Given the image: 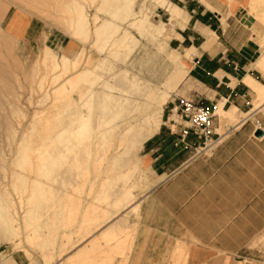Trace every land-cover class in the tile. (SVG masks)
I'll use <instances>...</instances> for the list:
<instances>
[{"label":"rangeland","instance_id":"obj_1","mask_svg":"<svg viewBox=\"0 0 264 264\" xmlns=\"http://www.w3.org/2000/svg\"><path fill=\"white\" fill-rule=\"evenodd\" d=\"M0 6V264H18L14 256L21 264H69L84 246L92 264L112 255V264H128V254L108 255L110 245L102 247V215L115 208L101 196H114L126 183L139 202L149 187L137 157L141 145L131 143L143 133L146 140L171 101L185 95L188 66L171 46L184 11L169 0H0ZM78 6L89 20L86 31L75 22ZM247 13L255 31L259 25L264 31V0H250ZM146 17L163 31L150 29ZM103 21L112 29L97 33ZM113 28L119 30L110 34ZM181 68L186 74L175 87ZM129 127L136 135H125ZM128 169L131 179L123 180ZM119 173L123 181L115 180ZM109 177L114 184L103 183ZM130 219L138 221L135 214Z\"/></svg>","mask_w":264,"mask_h":264},{"label":"crops","instance_id":"obj_2","mask_svg":"<svg viewBox=\"0 0 264 264\" xmlns=\"http://www.w3.org/2000/svg\"><path fill=\"white\" fill-rule=\"evenodd\" d=\"M169 1L184 11L171 46L185 95L139 148L149 187L128 264H264V31L250 0ZM180 96L216 107L210 137L183 133Z\"/></svg>","mask_w":264,"mask_h":264},{"label":"bare ground","instance_id":"obj_3","mask_svg":"<svg viewBox=\"0 0 264 264\" xmlns=\"http://www.w3.org/2000/svg\"><path fill=\"white\" fill-rule=\"evenodd\" d=\"M165 1H167V0H165ZM19 6V5H18ZM171 6V5H170ZM0 8H1V6H0ZM173 8H175V7H173ZM175 10V9H174ZM173 11V10H172ZM176 11V10H175ZM117 10H114V11H112V15L114 16V15H116L117 14ZM174 12V11H173ZM135 15L137 14V12H135L134 13ZM145 16V15H144ZM147 18V17H146ZM145 20V19H144ZM147 20H148V18L145 20L146 22H147ZM96 21H98V18H96ZM75 22H76V24H77V26L81 29V30H83V31H86V29H87V27H88V25H89V20H88V18H87V15L84 13V10H83V7L82 6H78L77 7V12H76V17H75ZM149 22V21H148ZM148 22H147V24H148ZM132 23H133V21H132ZM149 24H150V26H151V28L150 29H153V30H156L158 33L160 32L161 33V30H162V28H164V26L163 25H156V24H154V23H150L149 22ZM148 24V25H149ZM96 32L97 33H100V32H102L101 30L102 29H104V31H110L111 29H112V27H111V22H109V21H103V22H100V23H98L97 24V26H96ZM8 30H10V29H8ZM118 30H119V28H113V30H112V32L110 33V34H113L114 32H118ZM163 31V30H162ZM124 33H126V31L124 32ZM1 39V38H0ZM13 46V45H12ZM13 51V50H12ZM2 56V55H1ZM47 60V59H46ZM67 62H68V59L67 58H63V63H64V66H67L66 64H67ZM54 66H56V65H54ZM59 66V65H58ZM57 67V66H56ZM55 68V67H54ZM182 74V73H181ZM58 76H61V75H58ZM180 78V77H179ZM178 78V79H179ZM177 80V79H176ZM69 81V80H68ZM175 81V80H174ZM174 86V85H173ZM259 90H260V92H262L261 94H263L264 93V91H263V89H262V86H261V88H259ZM221 113V112H220ZM151 116H153V115H151ZM147 119V118H146ZM134 128V127H133ZM140 129V128H139ZM142 129V128H141ZM125 133V135L126 136H130V134H131V136H134V135H136L135 133L136 132H133V129L132 128H130L129 127V130H128V132L126 133V132H124ZM123 133V134H124ZM140 134H142V133H140ZM140 134H138V136H136V137H139V135ZM145 134L146 133H143L141 136H140V138L138 139V141L137 140H134V142H132L131 143V145L132 144H134L135 143V141L137 142L136 143V145L135 146H137V148L135 147V149H138V147L141 145V143H143V140H145L144 138H145ZM125 135H124V137H125ZM127 138V137H126ZM125 139V138H124ZM128 139V138H127ZM134 139V138H133ZM123 140V139H122ZM131 141V140H130ZM121 142V141H120ZM134 147V146H133ZM21 148H23V147H21ZM38 148V147H37ZM140 148V147H139ZM25 149V148H24ZM31 149V148H30ZM19 150V149H18ZM27 150H29V149H27ZM34 150H36V149H34ZM40 150V149H39ZM32 151H33V149H32ZM30 152V151H29ZM122 153V152H121ZM125 153L127 154V152L125 151ZM125 153H123L124 155L123 156H121V158L122 157H124L125 156ZM29 155V154H28ZM130 155V154H129ZM33 156V155H32ZM118 156V155H117ZM127 156V155H126ZM130 157H131V155H130ZM129 157V158H130ZM30 158V157H29ZM116 158L117 157H115L114 158V160H116ZM125 158V157H124ZM128 157H127V159H129ZM123 159V158H122ZM113 160V162L115 163V161ZM118 160V159H117ZM116 160V161H117ZM122 161V160H121ZM118 162V161H117ZM120 162V161H119ZM118 162V164L120 165V163ZM112 165H114V166H116L117 165V163L116 164H112ZM39 166V165H38ZM37 166V167H38ZM113 166V167H114ZM119 167V166H118ZM42 168V167H41ZM116 168V167H115ZM29 169V168H28ZM130 169V168H129ZM129 169H128V171H129ZM35 170H37V168L35 169ZM43 170V169H42ZM133 169H131L130 171H129V173L128 172H126V173H128V175L125 173V171H127V170H125V171H123L125 174H124V177L122 178L121 177V174L119 173V174H116V175H114L115 176V178L113 177V178H107V179H104V184L105 183H112V179H115L116 181H119L118 179H119V177H120V180L121 181H123L124 180V178H130L131 179V177H129L130 176V173H131V171H132ZM110 171V170H109ZM32 172V171H31ZM33 173V172H32ZM122 173V172H121ZM132 173H133V171H132ZM26 174V173H25ZM32 175V174H31ZM126 175V176H125ZM131 176H133V174H131ZM117 177H118V179H117ZM123 180H122V179ZM35 180V179H34ZM112 180V181H111ZM126 180V179H125ZM128 181V183H129V180H127ZM115 182V181H114ZM114 182L112 183V184H114ZM103 184V186H105ZM118 185V184H117ZM102 186V185H101ZM123 186V185H122ZM127 185H126V183H125V185L123 186V187H121L120 188V190H118V192L117 193H115L114 194V196H111L112 194H109V193H103V196H101L100 198H101V201H103V202H108V204H110V205H108L109 207L112 205L114 208H115V210H110L108 207V211H107V208L104 210V212H105V214H103L102 215V213H104V212H102V213H100L102 216H104V221H101V222H105L106 224H105V226L103 225V223H102V226H104L103 228H98V226H97V228L98 229H100V231H101V233L99 234V235H101V237L104 239L103 240V243H102V245L104 244V246H102V247H105V245L106 244H108V245H110V247H111V249H110V251L107 249L108 248V246H106L107 248H106V250L107 251H105V254H106V252H107V254L109 253L110 255L111 254H122V255H124V254H129V252H130V249H131V246H132V242H133V240H134V234L136 233L135 231H134V229H135V225H137V222L136 221H131V219H130V215H132V214H135V215H137V217H138V214H140L139 213V209H140V201L139 202H134V199H135V194H134V192H133V188H132V186H131V188H129V187H126ZM107 187V186H106ZM105 187V188H106ZM112 187H113V185H112ZM109 188H111V187H109ZM109 188H108V190H109ZM104 188H101V190H103ZM112 189H115V187H113ZM106 190H107V188H106ZM106 190H105V192H106ZM107 190V191H108ZM111 192L113 191V190H110ZM103 192V191H102ZM102 192L100 193V194H102ZM114 193V192H113ZM111 197H113V198H111ZM97 198V197H96ZM95 198V199H96ZM97 200H98V198H97ZM95 202V201H94ZM105 202V203H106ZM14 203V202H13ZM96 204V203H95ZM99 204V203H98ZM91 206V205H90ZM93 206V205H92ZM91 206V207H92ZM99 206V205H98ZM112 208V207H111ZM102 210V209H101ZM109 210L111 211V213H108L109 212ZM103 211V210H102ZM86 214V213H85ZM86 216V215H85ZM88 216V215H87ZM86 216V217H87ZM99 217H101L100 215H98ZM93 218H97V216L96 217H94L93 216ZM93 218H90V219H92L91 221H93V220H95V219H93ZM13 219V218H12ZM84 219V218H83ZM89 219V218H88ZM89 219V220H90ZM98 219V218H97ZM96 219V220H97ZM100 219V218H99ZM139 219V218H138ZM86 220V219H85ZM89 220H87V221H89ZM95 220V221H96ZM102 220H103V217H102ZM94 222V221H93ZM101 222H98V223H95V224H99V223H101ZM85 223V222H84ZM83 224V223H82ZM94 224V225H95ZM86 225V224H85ZM88 225H91V224H89L88 223ZM93 225V224H92ZM91 225V226H92ZM100 225V224H99ZM90 226V227H91ZM96 226V225H95ZM86 227V226H85ZM90 227H87L88 229H90V230H92V228H90ZM81 228V227H80ZM79 228V229H80ZM86 228V229H87ZM95 230V229H94ZM94 230H92L91 232H92V235H93V231ZM85 231H87V230H85ZM85 231H83V232H85ZM88 232V233H87ZM87 232H85V233H87V235L88 234H90L91 232L88 230ZM90 232V233H89ZM19 233V232H18ZM75 235V234H74ZM77 235V234H76ZM79 235V234H78ZM85 235V234H84ZM83 235V236H84ZM98 235V236H99ZM16 236V235H15ZM81 236V235H80ZM90 236V235H89ZM89 236H86V237H88L89 238ZM76 237V236H75ZM95 236L93 235L92 236V238H94ZM83 238H85V237H82L81 238V240L79 241V242H81L82 240H83ZM99 238H100V236H99ZM99 238H96V239H99ZM87 239V238H86ZM74 240V239H73ZM91 240V239H90ZM89 240V241H90ZM95 240V239H94ZM71 242H72V240H70ZM84 241H87V240H84ZM116 242V244L115 245H113V243L112 242ZM70 242V243H71ZM79 242H76V243H74L75 245L76 244H78ZM83 242V241H82ZM81 242V243H82ZM91 242V241H90ZM92 242H93V240H92ZM97 242H98V240H97ZM96 242V240H95V243H97ZM114 242V243H115ZM69 243V244H70ZM98 243H101V241H99ZM97 243V244H98ZM89 244V243H88ZM93 244V243H92ZM72 245V244H71ZM91 245V244H90ZM100 245V244H99ZM96 246H98V245H96ZM95 246V247H96ZM100 246V247H101ZM74 247V246H73ZM92 247V246H91ZM71 247H69V249H70ZM88 248H89V246H88ZM99 248V247H98ZM72 249V248H71ZM86 249H87V247H81L77 252H74L73 254H70L69 255V257H68V259H69V264H76V262L78 261V260H80V259H82L81 257L82 256H84V255H86V254H84V253H86ZM91 250H93L92 248H91ZM102 251H104L103 249H101ZM62 251V250H61ZM87 251L89 252L90 250L89 249H87ZM109 251V252H108ZM92 252H98V250H93ZM91 252V253H92ZM99 254H101V253H99ZM108 254V255H109ZM87 255L88 256H86V257H88L89 258V254L87 253ZM92 255V254H91ZM95 255V254H94ZM94 255H93V257H94ZM107 255V256H108ZM116 255V256H117ZM96 256H98V255H96ZM106 256V257H107ZM125 256H127V255H125ZM85 256H84V258H86ZM91 257V256H90ZM102 257H104L103 255H102ZM105 257V258H106ZM113 255H112V257H110V258H108L109 259V262H108V260L107 259H105V260H107V263L106 264H112V260H113ZM95 258V257H94ZM97 259V261L99 260L98 258H101L100 256H98V257H96ZM115 259V258H114ZM122 260L123 259H126V258H121ZM83 260V262L85 263L86 261H84V259H82ZM85 260H87V264H89L88 262L90 261V260H88L87 258L85 259ZM91 260H92V258H91ZM101 260V259H100ZM96 261V262H97ZM125 261V260H124ZM91 262V261H90ZM93 262H95V259L93 260ZM94 263V264H97V263ZM102 262V261H101ZM83 263V264H84ZM122 263V262H121ZM182 263V262H181ZM79 264H80V262H79ZM86 264V263H85ZM91 264H92V262H91ZM98 264H101V263H98Z\"/></svg>","mask_w":264,"mask_h":264},{"label":"built area","instance_id":"obj_4","mask_svg":"<svg viewBox=\"0 0 264 264\" xmlns=\"http://www.w3.org/2000/svg\"><path fill=\"white\" fill-rule=\"evenodd\" d=\"M176 110L182 122L186 123L184 134L189 133V129H194L199 135L205 138L212 133V123L216 114V107L205 106L195 99L180 96L177 99Z\"/></svg>","mask_w":264,"mask_h":264},{"label":"water","instance_id":"obj_5","mask_svg":"<svg viewBox=\"0 0 264 264\" xmlns=\"http://www.w3.org/2000/svg\"><path fill=\"white\" fill-rule=\"evenodd\" d=\"M257 135L261 136L262 135V131H257Z\"/></svg>","mask_w":264,"mask_h":264}]
</instances>
